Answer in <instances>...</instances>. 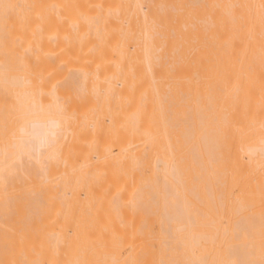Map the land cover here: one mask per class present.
<instances>
[{
    "label": "bare ground",
    "instance_id": "obj_1",
    "mask_svg": "<svg viewBox=\"0 0 264 264\" xmlns=\"http://www.w3.org/2000/svg\"><path fill=\"white\" fill-rule=\"evenodd\" d=\"M10 2L21 7L7 29L0 19V259L259 264L261 0ZM146 20L163 21L164 41ZM40 84L76 119L42 111Z\"/></svg>",
    "mask_w": 264,
    "mask_h": 264
},
{
    "label": "snow or ice",
    "instance_id": "obj_2",
    "mask_svg": "<svg viewBox=\"0 0 264 264\" xmlns=\"http://www.w3.org/2000/svg\"><path fill=\"white\" fill-rule=\"evenodd\" d=\"M21 6L15 3H11L10 0H0V19H3L5 23V29H7V23L8 21L12 18L13 14L15 11L20 8ZM29 7H34V6H29ZM121 7H127L130 10L134 7H141L139 5H127V6H121ZM173 9L180 8V9H188V8H196L199 7L197 5H173ZM207 7V6H205ZM211 7L213 8H221V7H227L229 9L232 8H239V7H248L245 5H227V6H222V5H212ZM260 9H261V15H262V21H264V0H261L260 4ZM146 29L150 35V37L155 40L157 37L161 39V41L165 40V34H164V24L163 21H156L153 20L150 24L146 20ZM158 62L164 63L165 61L163 60L162 57H157ZM3 83L4 86L7 88L10 86V83L15 85L17 82L16 81H9V78L7 75L4 76L3 78ZM28 84L31 85V81H28ZM34 96L37 98L38 106L41 108L42 111L47 110L51 112V110L55 109V112L64 117L67 120H75V114L73 113L71 116H67L66 113L68 112L70 108V102L68 100H65L63 102L60 101L59 97L56 95V86H53L52 90L50 93H45L43 90V85H37L36 86V91L34 93ZM47 101V104L45 102ZM34 115V113L30 112H23L21 113L18 117V132H19V143L20 145L25 149L26 153L29 155L31 158L32 150H33V145H32V140L29 139V137L32 135L29 132L28 126L30 123V117ZM57 127L59 125L57 124ZM8 129L7 125H5V135H7ZM261 133H262V139H261V155L264 156V122L261 123ZM56 132H52L50 135L48 133L44 134V137L41 141V147H44L47 145L48 147H52L56 141ZM218 135L227 137V132L224 131L223 129L219 130ZM17 133L13 132V138H16ZM10 249L8 246H5V257L8 256ZM0 264H40L39 261L36 260H27V259H15V258H3L0 259ZM74 264H81L80 261L74 262ZM112 264H119L118 261H112ZM124 264H139L137 261H125ZM172 264H180V262H172ZM192 264H209L208 261H198V262H192ZM249 264H252V262H249ZM259 264H264V259H262Z\"/></svg>",
    "mask_w": 264,
    "mask_h": 264
}]
</instances>
